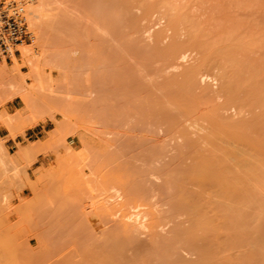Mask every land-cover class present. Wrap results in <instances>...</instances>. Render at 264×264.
Segmentation results:
<instances>
[{"label":"rangeland","instance_id":"rangeland-1","mask_svg":"<svg viewBox=\"0 0 264 264\" xmlns=\"http://www.w3.org/2000/svg\"><path fill=\"white\" fill-rule=\"evenodd\" d=\"M17 1L33 38L0 57V264H264V176L231 221L195 177L230 161L215 120L264 166V0Z\"/></svg>","mask_w":264,"mask_h":264},{"label":"bare ground","instance_id":"bare-ground-1","mask_svg":"<svg viewBox=\"0 0 264 264\" xmlns=\"http://www.w3.org/2000/svg\"><path fill=\"white\" fill-rule=\"evenodd\" d=\"M32 10H34V9H32ZM31 10V11H32ZM35 11V10H34ZM37 11V10H36ZM28 12V11H27ZM30 19H32V18H30ZM34 21V20H33ZM34 22H36V21H34ZM33 22V23H34ZM39 23H40V26H41V22L39 21ZM38 23V24H39ZM37 24V25H38ZM37 25H35L36 27H37ZM32 28V27H31ZM40 28V27H39ZM41 29V28H40ZM36 31V30H35ZM40 32V31H39ZM42 36V35H41ZM40 36V37H41ZM43 39V38H42ZM36 40V39H35ZM34 40V41H35ZM37 41H39V40H37ZM41 44V43H40ZM21 45V44H20ZM30 46V44H27V45H24V46H22V48H21V55H20V57L19 58H21V59H26V60H28L27 62L29 63V62H31L30 64L32 65V67H35V68H33V69H35V70H37V68H38V66H39V57L38 58H34L33 56H35V55H33L32 53V57L31 56H28V54H29V51L31 50L32 51V46L31 47H29ZM39 47H41V45H39ZM41 48H43V47H41ZM217 49V48H216ZM216 49H215V51H216ZM221 49V48H220ZM220 49H219V51H220ZM223 49V48H222ZM226 49V48H225ZM34 50V49H33ZM208 50H209V48H208ZM212 50V49H211ZM35 51V50H34ZM42 51V50H41ZM41 51H40V53H41ZM226 51H224V53H225ZM38 53V52H37ZM36 52L34 53V54H37ZM209 53H212V51H210ZM208 53V54H209ZM217 53H219V52H217ZM207 54V55H208ZM228 54H229V52H228ZM13 55V54H12ZM38 55V54H37ZM212 55V54H211ZM211 55H209V57L208 56H206L205 58H204V60H203V62H204V64H206V65H213V59H212V57H210ZM214 55V54H213ZM212 55V56H213ZM220 56H222L223 54H219ZM227 56H229V55H227ZM13 57H14V60H17V57L16 56H14L13 55ZM222 57H224V55L222 56ZM31 58H33L34 60H32ZM229 58H231V56L229 57ZM221 60H223V59H221ZM230 60H232V59H230ZM219 61V60H218ZM220 62V61H219ZM223 63V62H222ZM33 64H34V66H33ZM214 66V65H213ZM222 66V65H221ZM223 66H224V63H223ZM222 66V67H223ZM236 66H237V64H236ZM235 66V67H236ZM31 67V66H30ZM41 67V66H40ZM225 67H226V65H225ZM228 67H230V66H228ZM238 67H239V65H238ZM219 69H220V67H218ZM224 68V67H223ZM233 68V67H232ZM241 68V70H242V67H240ZM32 69V70H33ZM195 69V68H194ZM238 69V68H237ZM237 69L236 70H234L235 72L237 71ZM224 71V74L223 73H221V74H223L224 76V79L222 80V86H221V88L224 90V91H221L222 92V94L224 93L225 95L224 96H226V98H227V100L229 101V102H231V103H233V104H235L238 108L240 107H243V106H245L246 105V103H244V101H243V96L241 97L240 95H241V92L242 91H238V90H241V87H237V89H236V86H235V82L236 81H234V79H233V77L236 75L235 73H231L232 72V70H230V71H227V69H223ZM240 70V71H241ZM4 69H3V67L2 66H0V78L3 76V74H4ZM34 71V70H33ZM37 71H39V69L37 70ZM36 71V72H37ZM233 71V72H234ZM239 70H238V72H240ZM242 72V71H241ZM240 72V73H241ZM232 75H234V76H232ZM239 75V74H238ZM241 76H242V74H241ZM220 77V76H219ZM221 77H222V75H221ZM237 78V77H236ZM220 88V89H221ZM245 88V87H244ZM236 91H238L239 93H240V95L238 94V92H236ZM247 92H245V94H246ZM262 94H264V93H262ZM261 95V94H260ZM260 95H258V96H260ZM240 96V97H239ZM244 97H246V95L244 96ZM248 98V97H247ZM242 99V100H241ZM245 100V99H244ZM260 100V99H259ZM228 101H226V102H228ZM257 101V100H256ZM262 102H264V101H262ZM230 103V104H231ZM245 104V105H244ZM249 104V103H248ZM235 106V107H236ZM248 106V105H247ZM218 116V115H217ZM211 117V116H210ZM208 118V117H207ZM207 120V119H206ZM234 121V120H233ZM235 122V121H234ZM255 122V121H254ZM210 123V122H209ZM211 123H212V121H211ZM213 123H214V121H213ZM212 123V124H213ZM216 123V124H215ZM215 123H214V125H216V126H214V125H212V131L211 132H209V136H210V138H208V139H229V140H231V139H235V140H232L233 141V144L234 145H232V147L228 150V151H226L225 152V155L227 154V156H228V158H227V156H225V155H223V152L221 153L222 154V158L225 156L227 159H229L230 161L228 162V163H224L225 161H223L222 162V164H223V166L222 167H220L219 169H221V170H206V172L205 171H203L204 170V168H200L198 171H197V173H196V175H195V177L197 178V182H198V184H199V186H200V183L202 184V182H203V184H206V183H208L209 185H211L212 186V188H214V191L213 192H215L216 193V196H214V197H216V201H217V203H218V205H217V207L220 205V207H222L221 208V210L220 211H225V218H228L229 219V221H231V219H232V215H233V212L235 211L236 213H240L241 214V208H242V211H243V208H245L246 209V207H244V205H246V204H248L249 203V201L250 200H252L253 199V195L252 196H249V194H252V193H249L248 191L250 190V188H249V186H251L250 185V183H248V182H253L252 180L254 179V178H261V177H259L258 175L260 174H262V176H264V166H262V165H260V163L257 161V159L256 158H254V157H256V153H253V152H251V151H248L247 152V150H246V148L248 149L249 147H245L244 145H246V146H248L247 144H249L248 143V141L247 142H245L244 140H241V139H250L248 136H246V134H244L243 132H244V130H245V127H246V125L245 124H243V123H241L242 124V126L244 127V130H243V132L242 131H239V132H237L238 131V129H237V127H236V131H235V126H238L237 124H240L239 122L238 123H233V124H231V125H229L230 123L228 122V124H227V126L225 125L224 127H222L221 126V124L218 122H216V120H215ZM259 123V122H258ZM218 124V125H217ZM220 124V125H219ZM240 124V125H241ZM255 124V123H254ZM254 124L252 125V127L254 126ZM248 125V124H247ZM257 125V124H256ZM218 126V127H217ZM250 126H248V128H249ZM260 127V126H259ZM232 128H234V129H232ZM247 128V129H248ZM251 128V127H250ZM239 129H241L240 127H239ZM242 130V129H241ZM252 130V129H251ZM256 130V129H255ZM247 131H250V130H247ZM253 131V130H252ZM240 132H242V133H240ZM212 133V134H211ZM254 133V132H253ZM259 133V132H258ZM211 134V135H210ZM231 141V142H232ZM249 141H251V140H249ZM251 143V142H250ZM232 143H230V145H231ZM250 145V144H249ZM220 146V145H219ZM218 146V147H219ZM243 146V147H242ZM245 147V148H244ZM258 147V146H257ZM251 149V148H250ZM250 149H248V150H250ZM253 149V148H252ZM251 149V150H252ZM255 150V149H254ZM254 150H252V151H254ZM258 150V149H257ZM260 150H258L257 152H259ZM249 152H251V153H249ZM219 155H220V153H218ZM252 154V155H251ZM253 155H255L254 157H253ZM257 155H259L258 153H257ZM220 157H221V155H220ZM225 157L223 158L224 160H225ZM211 158H209L208 160H210ZM223 159H221V160H223ZM226 159V161H228ZM212 160H215V159H213L212 158ZM218 160V159H217ZM220 160V161H221ZM205 161V160H204ZM220 161H219V163H220ZM210 163H211V161H209ZM209 162H206V163H208V165L210 164ZM203 163V162H202ZM216 163H217V161H216ZM219 163H217V164H219ZM214 165H215V162L213 163ZM216 164V165H217ZM221 164V165H222ZM212 165V164H211ZM216 165H215V167H216ZM202 166V165H201ZM220 166V165H219ZM218 166V167H219ZM194 167H196V166H194ZM201 169H203V170H201ZM196 171V170H195ZM218 171V172H217ZM220 171V172H219ZM224 173H222V172ZM225 171H227L226 173L227 174H225ZM188 174H191V172L190 173H188ZM192 175V174H191ZM258 176V177H254V176ZM189 177H188V179L190 178V175H188ZM250 176V181H248V179H247V177H249ZM253 178H252V177ZM192 178V177H191ZM247 179V180H246ZM262 179V178H261ZM191 180V179H190ZM201 180V181H200ZM246 180V181H245ZM254 180H256V179H254ZM246 183H245V182ZM261 181V180H257V184L259 183V182ZM200 182V183H199ZM206 182V183H205ZM243 182V183H242ZM244 183L246 184V185H248V188H246V189H244V188H242V185H244ZM255 184V183H254ZM256 185V184H255ZM208 186V185H207ZM203 188L204 187H206V186H202ZM210 188V187H209ZM207 189V188H206ZM243 189V190H242ZM213 190V189H212ZM244 190H248L247 192H245L244 193ZM210 191V190H209ZM243 193H244V195H243ZM246 193L248 194L247 196H249V199L248 198H246L247 196H246ZM181 196V195H180ZM255 196V195H254ZM250 197H251V199H250ZM181 199H182V197H180ZM184 198V197H183ZM186 198H188V197H186ZM245 198V199H244ZM247 199V200H246ZM186 200V199H185ZM189 200V199H188ZM194 200V199H193ZM192 200V198H191V201L190 202H192L193 201ZM262 200H264V199H262ZM216 201H215V203H216ZM248 202V203H244L243 204V202ZM253 201H255V200H253ZM193 202H195V201H193ZM192 202V203H193ZM214 202V201H213ZM240 202H242V204L243 205H241V206H239V204L238 203H240ZM261 202V201H260ZM185 204H187L188 203V201H187V203L186 202H184ZM192 203H188L187 205H191V207H192ZM253 202L251 201V204H252ZM250 204V203H249ZM250 204V205H251ZM253 204H255L256 206L258 205V204H256V202H254ZM261 204V203H260ZM262 204H264V203H262ZM261 204V205H262ZM183 206H185L184 204H183ZM194 206V208H196L195 206H197L196 204L195 205H193ZM247 206V205H246ZM249 206V205H248ZM252 206H254V205H252ZM259 206V209H260V205H258ZM186 207V206H185ZM190 207V206H189ZM189 208L190 210L192 209V208ZM216 207V206H215ZM224 208V209H223ZM188 209V210H189ZM197 209V208H196ZM196 209H193L192 211H194V210H196ZM223 209V210H222ZM248 209V208H247ZM250 209V208H249ZM255 209V208H254ZM189 210V211H190ZM191 211V212H192ZM197 211H198V209H197ZM199 212V211H198ZM243 213H245V212H243ZM243 213L241 214L243 217H244V215H243ZM232 214V215H231ZM240 214H238L239 216H240ZM246 214H247V212H246ZM249 214V213H248ZM247 214V215H248ZM237 215V214H236ZM137 216V215H136ZM196 216H198V215H196ZM201 216V214H199V217ZM241 216V217H242ZM249 216V215H248ZM129 217V216H128ZM139 217H140V215H139ZM220 217H224V216H221V214H220ZM240 217V218H241ZM250 217V216H249ZM140 219L138 222H141V217L140 218H138V216L137 217H135L134 218V220L135 219ZM239 218V219H240ZM250 218H252V217H250ZM197 219V218H196ZM201 219V218H200ZM200 219H198L197 221H199ZM228 219H225V220H228ZM243 219V221L245 220L244 218H242ZM249 220V219H248ZM142 221H143V219H142ZM255 221H257V220H255ZM260 223V225H261V222H264V221H257V223ZM143 223V222H142ZM234 223H236L235 221L231 224V225H233ZM196 224H198L197 222H196ZM262 224H264V223H262ZM230 225V224H229ZM255 226H257L256 224H255ZM233 227V226H232ZM235 227V226H234ZM234 227H233V229H234ZM242 227V226H241ZM240 228V227H239ZM238 228V229H239ZM237 228H236V230H238ZM262 230H264V229H262ZM261 230V231H262ZM1 231V230H0ZM240 231V230H239ZM239 231H236V232H239ZM251 231H253V230H251ZM240 232H242V231H240ZM239 232V233H240ZM255 232V231H254ZM253 233V232H252ZM252 233H249V235L251 234V236H252ZM260 233H262V232H260ZM259 232H258V234H260ZM257 234V233H256ZM2 236V235H1ZM7 236V235H6ZM262 236H264V235H262ZM6 238H8V236L6 237ZM193 238H195V237H193ZM252 238V237H251ZM260 238V237H259ZM259 238H254V239H259ZM262 238H264V237H262ZM2 239V237L0 238V240ZM253 239V240H254ZM4 239H2L1 241H0V244L2 243H5L4 241H3ZM6 240V239H5ZM9 239H7V241H8ZM195 240V242H193V241H191L190 243H194V246H192L193 245V243H192V245L191 244H189V246H192V248H198V246L200 247L202 244L200 243V241L198 242V241H196L197 239H194ZM250 240V239H249ZM260 240V239H259ZM262 240V239H261ZM197 242V243H196ZM253 242H255V240L253 241ZM262 243H264V242H262ZM6 244H8V243H6ZM14 244V243H13ZM199 244V245H198ZM201 244V245H200ZM256 244V243H255ZM260 244V243H259ZM195 245H198L197 247L195 246ZM4 246V248H6L5 247V244L3 245ZM205 246V245H204ZM204 246L202 245L201 247L202 248H204ZM206 246H207V244H206ZM15 249V248H14ZM198 249H201V248H198ZM208 249V248H207ZM1 250V249H0ZM4 250V249H3ZM206 250V249H205ZM204 250V251H205ZM1 252V251H0ZM10 253L12 254V251H10ZM6 254H7V252H6ZM14 255V254H13ZM7 256H10V255H8L7 254ZM11 257V256H10ZM9 257H7V260H9L8 259ZM1 259V258H0ZM1 262V261H0ZM10 262V261H9ZM3 263H5V262H3ZM7 264H9L8 262H7ZM12 264V263H11Z\"/></svg>","mask_w":264,"mask_h":264},{"label":"built area","instance_id":"built-area-1","mask_svg":"<svg viewBox=\"0 0 264 264\" xmlns=\"http://www.w3.org/2000/svg\"><path fill=\"white\" fill-rule=\"evenodd\" d=\"M23 1L11 0L0 4V57L15 54L17 45L33 38Z\"/></svg>","mask_w":264,"mask_h":264},{"label":"crops","instance_id":"crops-1","mask_svg":"<svg viewBox=\"0 0 264 264\" xmlns=\"http://www.w3.org/2000/svg\"><path fill=\"white\" fill-rule=\"evenodd\" d=\"M9 139H11V140H13V141L15 140V138H13V139H12V138H9Z\"/></svg>","mask_w":264,"mask_h":264}]
</instances>
